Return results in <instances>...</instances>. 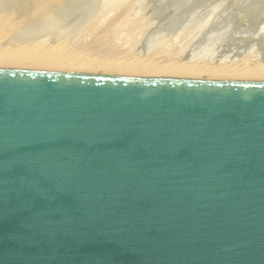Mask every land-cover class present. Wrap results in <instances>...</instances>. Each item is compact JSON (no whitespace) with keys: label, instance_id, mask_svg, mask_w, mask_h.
<instances>
[{"label":"water","instance_id":"95a60500","mask_svg":"<svg viewBox=\"0 0 264 264\" xmlns=\"http://www.w3.org/2000/svg\"><path fill=\"white\" fill-rule=\"evenodd\" d=\"M0 264H264V83L0 69Z\"/></svg>","mask_w":264,"mask_h":264},{"label":"bare ground","instance_id":"6f19581e","mask_svg":"<svg viewBox=\"0 0 264 264\" xmlns=\"http://www.w3.org/2000/svg\"><path fill=\"white\" fill-rule=\"evenodd\" d=\"M108 1L109 0H0V41L3 40V38H5V40H6L7 39L6 37H8V35L10 33L14 32L17 29L19 30L20 27L21 28L24 27L23 28L24 30H25V27L27 25L34 27L36 25L35 23L36 22L38 23L39 20H43V22H44V20L47 19L48 20V23H46V25H47L50 23L49 21L52 19L54 21H57V23H59V26L62 28L63 26L67 27L66 24L71 22L72 20H75L76 18H77V20H79L78 18H81V20H82V18L89 19V20H90V18L93 19L94 18L93 16L97 15V13H99V12H102L107 6H109ZM147 1L148 0H146L145 2H147ZM153 1L154 0L151 1V4ZM209 1L212 2L215 0H155V2H153L154 8L152 7V5H150L151 8H149L150 10H152V8H153L155 15L150 16V17H152V18L156 17V19H158L157 23L159 24V26L156 24V21H153V24L155 22V26L157 25L158 28L159 27L161 28V29L159 28V30L157 32L163 31V32H168L167 34H169L173 30H175V31L178 30V28L180 26L182 27L183 24H185V25L187 24V26L190 28L189 21H191L192 19L191 20H188V19L191 18L192 14L197 15V16L194 15L195 17L200 16L198 13L203 11V9L201 10V8L208 6L207 11L208 12H209V10L212 11L211 10L212 7L209 8V6H211L212 3L210 5ZM235 1H237V0H235ZM260 1H255V2L260 3ZM240 2H241V4L245 3L244 0H242ZM246 2L251 3L252 1L248 2V0H246ZM219 3H221V0H219ZM224 3H226V1ZM224 3H222V4H224ZM247 3H245V4H247ZM147 4H149V3H147ZM147 4L145 6H147ZM231 4H232V2L230 3V6L234 9L233 10L234 16L230 17L231 16L230 15L228 17H230V19H233L234 24H235L234 27L232 26V28L230 29L227 25L229 32H227V34L225 32L226 35H223L224 38L222 37L223 38V39L221 38L222 40L217 39L218 41L215 40L214 42H217L215 44L213 43V40H212L213 44L211 43L212 46L214 45L213 47H214V49H215L214 51L216 53L214 52L213 54H216V57L215 56L213 57V55H212V58H214V59L211 58L210 60L211 61L215 60L216 64L214 62L212 64H203V63L200 64V63H195V62L194 63L185 62L182 64L181 62L180 63H168V61H167L168 64H162V62H160V61H156V60L153 61L152 60L149 62L130 61V62H123V63H119V64H105L104 65V64H89V63L80 62L77 60L62 59L58 56L59 48L57 46H59V45L55 46V44H54V46L57 47L58 49L39 47V46H42L45 44L47 45V43L50 44L48 40H50V39L52 40V38L55 39V37L53 36L51 38L49 33L51 32L50 34L54 35L55 31H51L52 29H48L49 31L43 30V32L41 34L38 32V35L40 34L38 36L39 39H36L37 37H35L36 40L35 39L30 40V38L32 39V37L30 35L28 36L26 34L28 32H30L32 30V28H30L31 30L27 28L30 31L27 32L25 30L26 31V34H25L26 37L25 38H23L24 35L22 34V32H25V31L20 30V31H22L21 34L23 35L22 36L23 39H26L28 37L27 39L29 41L27 39L25 40V41H28L27 43L23 42L24 40L22 41V38L20 39L21 35L18 32V30L16 32H17V35L19 34V39L22 41V44H21V42H19V39H16V40L14 39V41H13V39L11 37L13 35H11L10 36L11 38L9 37V39L6 40V42H3L2 47L0 48V69L18 70V71H47V72H71L69 70L80 69V70H89V71H95V72H103V73H96L98 75L121 76V77H144V78H154V79L195 80V81H205V82H207V81H211V82L212 81H218V82H238V83L239 82L240 83H264V3L259 4V5H257L255 3L256 5L254 7H251V5H250V7L249 6L245 7V6H243L244 4L240 5V3L235 4L234 2H233V5H231ZM228 5H229V3H228ZM142 6H144V5H142ZM109 7L107 9H109ZM215 7L216 6H213V8H215ZM217 7H219V6H217ZM226 7H227V5H226ZM146 8H145V10L148 11V8L147 9ZM220 8H221V6H220ZM219 9H217V11ZM229 9L230 8L227 7V10H224V12L228 11ZM145 10H143V11H145ZM198 10L199 11L201 10V11L199 12ZM197 11H198V13L196 14L195 12H197ZM204 11H205V9H204ZM207 11H205V12L208 15H210L212 12L214 13V11H212L209 14ZM148 12L150 14L153 13L151 11H148ZM102 13L99 15H103ZM222 13H223V11H222ZM220 14H221V12H220ZM228 14H229V12H228ZM228 14H226V15H228ZM193 15H192V18L194 21ZM208 15L206 17H210ZM212 16L213 15L211 14V17ZM217 16H219V15H216V17ZM98 18H100V17H98ZM125 18L122 17L123 21L121 23H119L116 27L117 29H120L119 32L121 33V35L126 36L127 38H130V39H134L137 36V35L135 36V34H137L138 31H142V33L145 32L144 31L145 29L142 30V27H138L139 22H136L138 19L137 20H131V19H128V18L125 19ZM203 18H205V17L203 16ZM218 18H221V17H218ZM202 19H200V21ZM213 19L216 20L215 17H213ZM222 19H224V13H223ZM95 20H93V21H95ZM195 20H196V18H195ZM208 20H206V21H208ZM85 21H86V22H84L86 24L85 27L87 25L89 26L90 24L87 22V20H85ZM198 21H199V18L197 19V23H198ZM202 21H204V20H202ZM206 21H205V24H206ZM211 21H212V18H211ZM91 22H92V20H91ZM150 22L152 23L151 20H150ZM186 22H188V23H186ZM52 23H54V22H52ZM199 23H198V25L200 27L201 25ZM219 23L220 22L218 21V24ZM228 23H230V22L228 21ZM54 24H56V23H54ZM142 24H144V23L142 22ZM50 25H52V24H50ZM50 25H49V27H50ZM190 25H191V23H190ZM214 25H215V23H214ZM220 25H224V23L222 24V22H221ZM74 26H76V25H74ZM77 26H79V25H77ZM88 26H87V28H88ZM91 26H93V25L91 24L90 27ZM136 26L138 28L137 31H133V32L129 31V30L132 31L134 28L136 29ZM151 26L153 27V25H151ZM193 26H194V23H193ZM212 26L213 25H211V27ZM217 26L218 25L216 24V27H214V26L213 27L217 29ZM229 26L231 27L230 24H229ZM40 27H42V25H40ZM205 27H207V26H205ZM225 27H224V29H225ZM73 28L74 27H72L71 30ZM149 28H150V25H149ZM195 28H197V27H195ZM56 29L59 30V28H57V25L55 27V30ZM154 29L155 28L152 29L153 32H154ZM182 29H183V27H182ZM197 29H199V28H197ZM228 29H226V30L228 31ZM38 30H40V29L38 28ZM67 30H69V29H67ZM67 30H66V32H68ZM76 30H78V29L76 28ZM82 30H84V29L82 28ZM82 30L80 28V31H82ZM156 30H157V28H156ZM186 30H187V28H186ZM210 30H208V31H210ZM218 30H220V29L218 28ZM218 30L215 31L217 33L216 35L219 34L217 32ZM223 30H220V31H223ZM33 31H34V29H33ZM61 31H63V29ZM72 31H75V29H73ZM80 31H79V33H80ZM122 31H124V32H122ZM180 31H182V30H180ZM194 31H195V29H194ZM57 32L59 33V31H57ZM66 32H64V33L66 34ZM83 32H82V34H83ZM150 32H151V30H150ZM163 32L161 33L162 34L161 37L160 36L159 37L163 38L166 41V39H168V36L166 39L164 38L166 35H164V37H162L164 34ZM176 32H178V31H176ZM35 33H37V32H35ZM58 33H57V35H59ZM79 33H77V31H76V34H79ZM152 33H149L147 35L150 37V34H152ZM14 34H16V33H14ZM30 34H31V32H30ZM60 34H61L60 36H62L63 33L60 32ZM172 34L174 35V31ZM212 34H213V32H212ZM212 34H210V35H212ZM223 34H224V32H223ZM17 35H16V37H17ZM204 35H206V34H204ZM219 35H222V34H219ZM35 36H37V34ZM13 37H15V36H13ZM58 37H56V39ZM143 37H144V35H143ZM169 37H170V35H169ZM214 37L217 38V36H215V34H214ZM60 38L62 39V37H60ZM71 38H73V37H71ZM76 38L78 39V36ZM137 38H140V37H137ZM152 38L155 39V38H158V36L157 37L152 36ZM170 38L172 39V37H170ZM206 38H208V35L206 36ZM212 38H210V40ZM11 39H12V42L10 41ZM65 40H66V38H65ZM65 40L63 38V41H65ZM141 40H142V36H141ZM145 40H146V37H145ZM159 40H161V39H159ZM207 40H205V41L202 40V41H204L206 43ZM15 41H18L19 43L17 42L18 44H13V43H15ZM56 41L55 42L53 41V42L56 43ZM200 41H201V39H200ZM150 42H149V44H150ZM152 42H151V44H152ZM209 42L207 41V44ZM58 43H56V44H58ZM142 43L143 42H141V44ZM147 43L144 41L143 46L145 47V44H147ZM154 43L156 44L155 40H154ZM163 43H161V44H163ZM170 43H172V42H170ZM62 44H60V45H62ZM69 44H71V42H68V45ZM196 44H197V42H195V45ZM198 44H199V40H198ZM156 45H158V40H157ZM165 45H166V43H165ZM35 46H38V47H35ZM140 46H142V45H140ZM143 46H142V48H140L141 49L140 51L147 48V47L143 48ZM150 46H152V45H150ZM150 46L148 45L149 48H150ZM163 46H164V44H163ZM201 46H202V43H201ZM63 47H66V46L63 45ZM197 47H199V46H197ZM152 48H154V45ZM160 48H162V46H160ZM203 48H205V53L211 51V47L207 52H206L207 48L206 47H203ZM201 50L202 49L200 48V51ZM150 51H152V50H150ZM189 51H190V49H189ZM195 51H196V48H195ZM195 51H192V52L195 53ZM135 52H136V50H135ZM146 52H147V50H146ZM154 52L155 51L153 49V53L152 52L151 53L154 54ZM161 52H163V51H161ZM202 52L204 53V50ZM212 52H213V50L211 51V53ZM198 53H199L198 57L201 56V58H203L202 57L203 53H201L202 55L200 54L199 51H198ZM149 54H150V52H149ZM163 54H165V53H163ZM257 54L260 55V57H259L260 60L257 62V64H251V60L253 58H250V56L251 55H257ZM145 55H147V54H145ZM186 55H188V54H186ZM194 55L195 54H193V56ZM142 56H144L143 53H142ZM205 57H206V55H204V58ZM157 58H158V56H157ZM194 58L195 57H193V59ZM215 58L218 60H216ZM144 59H145V57H144ZM162 60H164V59H162ZM207 60H205V61H207ZM200 61H201V59H199L198 62H200ZM47 68H50L51 70H49ZM52 69H54V70H52ZM59 69H61V70H59ZM62 69H69V70L64 71ZM79 73H81V72H79ZM88 73H93V72H88Z\"/></svg>","mask_w":264,"mask_h":264},{"label":"rangeland","instance_id":"374dc122","mask_svg":"<svg viewBox=\"0 0 264 264\" xmlns=\"http://www.w3.org/2000/svg\"><path fill=\"white\" fill-rule=\"evenodd\" d=\"M146 0H109L108 1V5L110 6H107L102 12H99V13H97V15H95V16H93L94 18L93 19H91L90 18V20L89 19H84V18H82V20H81V18H78L79 20H77V18L75 19V20H72L71 22H69V23H67L66 25H67V27H65V26H63L62 28L59 26V23H57V21H54V20H50L49 22V24H47L46 25V23H48V20L46 21V20H44V22H43V20H39L38 21V23L40 24V25H42V27H40V25L36 22L34 25V27L33 26H26L25 27V30L28 32V31H30L31 29L30 28H32V30L30 31L31 32V34H30V32H28L27 34H26V31L23 29V28H19V30H18V32L20 33V35H21V37H20V39L22 38V36H23V38H25L26 37V35H30L31 37H32V39L30 38V40H33V39H35V37H37L36 39H39V35L43 32V30H48V29H52L51 31H55L54 33V35L53 34H50L49 33V35L51 36V38L54 36L55 37V39H56V37H58L56 40L54 39V38H52V40L50 39V40H48L49 41V43L50 44H48L47 43V45L45 46V45H42V46H39V47H46V48H51V49H58L59 48V53H58V56L60 57V58H62V59H68V60H77V61H80V62H85V63H89V64H119V63H123V62H130V61H136V62H149V61H160V62H162V64H168V63H185V62H188V63H200V64H212L213 62L215 63L216 61L214 60V61H211L210 59L212 58V55H213V57L215 56L216 57V54H213L215 51V49H214V45L212 46V44L214 43H217V42H214L215 40L216 41H218V40H220L222 37L224 38V36L223 35H226L227 34V32H229V29L227 28V25H228V27L231 29L232 28V26L234 27V21H233V19H230V17H233L234 16V13H233V8L230 6V3L232 2V4L231 5H233V2L235 3V4H239L240 3V5H243V6H245V7H250V5H251V7H254L256 4L257 5H259V4H263L264 3V0H255V1H260V3L259 2H255L254 0H248V2L249 1H252L251 3H247L246 2V0H244L245 1V3H247V4H245V3H242L241 4V2L240 1H242V0H237V1H235V0H221V3H219V0L217 1V0H215V1H212V2H210L209 4L211 5V3H212V5L211 6H209V8H211L212 7V11H214V13L212 12V11H210L209 10V12L207 11L208 9H207V7L205 6V7H203V8H201V10L203 9V11H199L200 13H198V11L197 12H195L196 14L198 13L200 16H198V17H195V16H197V15H193V17H194V21H193V18H192V15H191V18H189L188 20H191V21H189V26H190V28L187 26V24L185 25V24H183V29H182V27L180 26L179 28H178V30H176V31H178V32H176L175 30H173L174 31V35L172 34L173 33V31L172 32H170L169 34H167L168 32H163L164 34H163V36L162 37H164V35H166L164 38L166 39L167 38V36H168V39H166V41L163 39V38H160L161 37V33L162 32H157L158 30H159V28H158V26H159V24L157 23V21H158V19H156V17L154 18H152V17H150V16H153V15H155L154 14V10H153V5H154V3L153 2H155V0L152 2V4H151V1L152 0H148L147 2H145ZM226 1V3H224ZM228 1V2H227ZM230 1V2H229ZM254 1V2H253ZM214 2V3H213ZM218 2V3H217ZM239 2V3H238ZM147 3H149V4H147ZM222 3H224V4H222ZM228 3H229V5H228ZM256 3V4H255ZM147 4V6H145ZM208 4V5H209ZM217 4V5H216ZM222 4V5H221ZM249 4V5H248ZM142 5H144V6H142ZM150 5H152V10H150L149 8H151V6ZM226 5H227V7H229L230 9L228 10V11H225L224 12V10H227V7H226ZM253 5V6H252ZM213 6H216L215 8H213ZM217 6H219V7H217ZM220 6H221V8H220ZM109 7V9H107ZM142 7V8H141ZM148 8V11H151V12H153V13H149L148 11H146L145 10V8ZM226 7V8H225ZM146 8V9H147ZM219 9L218 11H217V9ZM224 8V9H223ZM204 9H205V11H207L209 14L211 13L213 16L211 17V14L210 15H208L205 11H204ZM232 9V10H231ZM106 10V11H105ZM143 10H145V11H143ZM105 11V12H104ZM222 11H223V13H224V19H222L223 18V13H222ZM145 12V13H144ZM220 12H221V14H220ZM227 12V13H226ZM228 12H229V14H228ZM232 14H231V13ZM103 14V15H99V14ZM133 13V14H132ZM148 13V14H147ZM202 13V14H201ZM206 14V15H205ZM226 14H228V15H226ZM99 15V16H98ZM210 16V17H206V16ZM216 15H219V16H217L216 17ZM222 15V16H221ZM231 15V16H230ZM97 16V17H96ZM149 16V17H148ZM203 16L205 17V18H203ZM228 16H230V17H227ZM96 17V18H95ZM98 17H100V18H98ZM122 17H126V18H128V19H131V20H137L136 22H139L138 23V27H142V30H144L145 32H143L142 33V31H138V33L137 34H135V38L134 39H130V38H127L126 36H123V35H121V33L119 32L120 31V29H117L116 27H117V25L119 24V23H121L123 20H122ZM213 17H215L216 18V20L215 19H213ZM218 17H221V18H218ZM125 18V19H126ZM195 18H196V20H195ZM199 18V21H198V23L201 25L200 27H199V25H198V23H197V19ZM203 18V19H202ZM211 18H212V21H211ZM218 18V19H217ZM228 20H227V19ZM84 19V20H83ZM96 19V20H95ZM98 19V20H97ZM153 19V20H152ZM200 19H202V20H204V21H200ZM210 21H209V20ZM222 19V20H221ZM85 20H87V22L91 25H93V26H91L90 27V25L88 26V28H87V26L85 27V23L84 22H86ZM91 20H92V22H91ZM93 20H95V21H93ZM150 20L152 21V23L150 22ZM187 20V21H188ZM206 20H208V21H206ZM215 20V21H214ZM227 20V21H226ZM153 21H156V24L158 25H156L155 26V22H154V24H153ZM193 21V22H192ZM205 21H206V24H205ZM218 21L220 22L219 24H218ZM228 21L230 22V23H228ZM52 22H54V23H56V24H54V23H52ZM83 22V23H82ZM115 22V23H114ZM142 22L144 23V24H142ZM221 22H222V24L224 23V25L226 26H224V25H220L221 24ZM227 24H226V23ZM80 23V24H79ZM87 23V24H88ZM146 23V24H145ZM150 23V24H149ZM186 23H188V22H186ZM190 23H191V25H190ZM193 23H194V26L195 27H197V28H199V29H197V28H195L194 26H193ZM202 23V24H201ZM209 23V24H208ZM214 23H215V25H214ZM232 23V24H231ZM50 24H52V25H50ZM70 24V25H69ZM140 24V25H139ZM216 24L218 25L217 26V29L216 28H214V27H216ZM229 24L231 25V27L229 26ZM45 25V26H44ZM49 25H50V27H49ZM54 25V26H53ZM56 25H57V28H59V30L58 29H56L55 30V27H56ZM74 25H79V26H74ZM146 25V26H145ZM149 25H150V28H149ZM151 25H153V27L151 26ZM211 25H213L212 27H211ZM221 27H220V26ZM37 26V27H36ZM52 26V27H51ZM59 26V27H58ZM74 27L73 29H75V31H72L71 30V28L72 27ZM83 26V27H82ZM186 26V27H185ZM205 26H207V27H205ZM223 26V27H222ZM36 27V28H35ZM65 27V28H64ZM79 27V28H78ZM224 27H225V29H224ZM30 29V30H28V29ZM38 28L40 29V30H38ZM61 28V29H60ZM76 28L78 29V30H76ZM80 28H81V30H82V28L84 29V30H82V31H80ZM87 28V29H86ZM153 28H155L154 29V32H153ZM156 28H157V30H156ZM186 28H187V30H186ZM189 28V29H188ZM218 28L220 29V30H223V31H220V30H218ZM223 28V29H222ZM33 29H34V31H33ZM63 29V31L64 32H66V30L67 29H69V30H67L68 32H66V34L63 32V31H61ZM89 29V30H88ZM161 29V28H160ZM185 29V30H184ZM194 29H195V31H194ZM202 29V30H201ZM207 29V30H206ZM211 29V30H210ZM213 29V30H212ZM215 29V30H214ZM226 29H228V31L226 30ZM17 30H15L14 32H12V33H10L9 35H8V37H6L7 39L6 40H8L9 39V37L11 36V35H13V36H15L16 37V35H17ZM20 30H23V31H25V32H22V31H20ZM87 30V31H86ZM91 30V31H90ZM138 30V28H137V26H136V29L134 28L132 31L131 30H129L130 32H133V31H137ZM150 30H151V32H150ZM180 30H182V31H180ZM199 30V31H198ZM201 30V31H200ZM205 30V31H204ZM208 30H210V31H208ZM216 30H218L217 32L219 33V34H222V35H216L217 33L215 32ZM226 30V31H225ZM49 31V30H48ZM57 31H59V33L57 32ZM76 31H77V33H79V31H80V33L79 34H76ZM84 31V32H83ZM90 31V32H89ZM21 32H22V34H21ZM35 32H37V33H35ZM38 32L40 33L39 35H38ZM59 34V35H57V33ZM60 32H62L63 34H62V36H60L61 34H60ZM71 32V33H70ZM82 32H83V34H82ZM122 32H124V31H122ZM153 32V33H152ZM176 32V33H175ZM186 32V33H185ZM209 34H208V33ZM212 32H213V34H212ZM222 32V33H221ZM223 32H224V34H223ZM225 32H226V34H225ZM14 33H16V34H14ZM75 33V34H74ZM149 33H152V34H150V37L147 35V34H149ZM156 35H155V34ZM160 33V34H159ZM26 34V35H25ZM33 34V35H32ZM37 34V36H35ZM68 34V35H67ZM75 36H74V35ZM142 34V35H141ZM204 34H206V35H204ZM210 34H212V35H210ZM214 34H215V36H217V38L216 37H214ZM66 35V36H65ZM71 35V36H70ZM73 35V36H72ZM81 35V36H80ZM140 35V36H139ZM143 35H144V37H143ZM147 35V36H146ZM158 36V38L159 39H161V40H159L158 38H155V39H153L152 38V36ZM169 35H170V37H172V39L169 37ZM173 35V36H172ZM208 35V38H206V36ZM210 35V36H209ZM13 36H11L12 37V39H13V41H14V39L16 40V39H19V34L17 35V37L15 38V37H13ZM78 36V39L76 38ZM141 36H142V40H141ZM160 36V37H159ZM204 36V37H203ZM213 38H212V37ZM220 36V37H219ZM10 37V38H11ZM34 37V38H33ZM60 37H62V39L60 38ZM68 37V38H67ZM71 37H73V38H71ZM137 37H140V38H137ZM145 37H146V40H145ZM148 37V38H147ZM175 37V38H174ZM212 38L211 40H210V38ZM22 38V41L23 42H28V41H25L26 39H23ZM63 38H64V40H65V38H66V42L65 41H63ZM75 38V39H74ZM151 40H150V39ZM203 38V39H202ZM222 38V39H223ZM12 39L10 40L11 42H12ZM19 39V42H21V44H22V41ZM35 39V40H36ZM60 39V40H59ZM70 39V40H69ZM136 39V40H135ZM144 39V40H143ZM200 39H201V41L202 40H207L209 43L207 44V41H206V43L204 42V41H200ZM218 39V40H217ZM221 39V40H222ZM5 40V38H3V40H1L0 42V48L2 47V44H3V42H6V40ZM62 40V41H61ZM152 42V44H151V42ZM154 40L156 41V44H157V40H158V45H156L155 43H154ZM168 40V41H167ZM170 40V41H169ZM198 40H199V44H198ZM212 40H213V43H212ZM56 41V43H60V44H62L63 42V44L62 45H60L59 43L58 44H56V43H54V42ZM62 43H61V42ZM144 41L147 43L148 41L150 42V44H149V42L147 43V44H145V47H147V48H145L144 46H143V44H144ZM160 41V42H159ZM165 41V42H164ZM18 41H15V43H13V44H18L17 43ZM68 42H71V44H69L68 45ZM141 42H143L142 44H141ZM164 42V43H163ZM170 42H172V43H170ZM195 42H197V44L195 45ZM25 43V44H26ZM53 45H52V44ZM154 43V44H153ZM161 43H163L164 44V46H163V44H161ZM165 43H166V45H165ZM170 43V44H169ZM194 43V44H193ZM201 43H202V46H201ZM205 43V44H204ZM212 43V44H211ZM24 44V43H23ZM54 44H55V46H57V45H59V46H57V47H55L54 46ZM66 44V45H65ZM139 44V45H138ZM160 44V45H159ZM204 44V45H203ZM63 45L64 46H66V47H63ZM68 45V46H67ZM140 45H142L143 46V48H145V49H143L142 51H140L141 49L140 48H142V46H140ZM148 45L150 46V45H152V46H150V48L148 47ZM153 45H154V48H152L153 47ZM210 45V46H209ZM53 46V47H52ZM62 46V47H61ZM139 46V47H138ZM157 46V47H156ZM159 46V47H158ZM160 46H162V48H160ZM196 46V47H195ZM197 46H199V47H197ZM209 46V47H208ZM35 47H38V46H35ZM137 49H136V48ZM194 47V48H193ZM203 47H206L207 48V50H206V52L210 49V47H211V51L213 50V52L211 53V51H209V52H207V53H205V48H203ZM195 48H196V51H195ZM199 48V49H198ZM200 48L202 49L201 51H200ZM139 49V50H138ZM153 49H154V54H152L153 53ZM189 49H190V51H189ZM135 50H136V52H135ZM146 50H147V52H146ZM150 50H152V51H150ZM159 50V51H158ZM165 50V51H164ZM188 50V51H187ZM195 51V53L194 52H192V51ZM204 50V53L202 52ZM161 51H163V52H161ZM198 51L200 52V54L201 53H203V58H204V55H206V59L204 58H201V56L200 57H198ZM146 52V53H145ZM149 52H150V54H149ZM152 52V53H151ZM159 52V53H158ZM192 52V53H191ZM142 53H143V55L144 56H142ZM158 55H157V54ZM162 53V54H161ZM163 53H165V54H163ZM188 54V55H186V54ZM190 53V54H189ZM197 53V54H196ZM216 53V52H215ZM145 54H147V55H145ZM193 54H195L194 56H193ZM164 55V56H163ZM202 55V54H201ZM137 56V57H136ZM151 56V57H150ZM157 56H158V58H157ZM184 56V57H183ZM192 56V57H191ZM144 57H145V59H144ZM167 57V58H166ZM193 57H195L194 59H193ZM208 57V58H207ZM258 57V58H257ZM259 57H260V55H251L250 56V58H253L252 60H251V64H257V62L260 60L259 59ZM155 58V59H154ZM161 58V59H160ZM198 58V59H197ZM134 59V60H133ZM137 59V60H136ZM144 59V60H143ZM149 59V60H148ZM162 59H164V60H162ZM167 59V60H166ZM177 59V60H176ZM184 59V60H183ZM199 59H201V61L200 62H198L199 61ZM208 59V60H207ZM212 59H214V58H212ZM216 59V58H215ZM129 60V61H128ZM173 62H172V61ZM175 60V61H174ZM181 60V61H180ZM197 60V61H196ZM205 60H207V61H205ZM211 62H210V61ZM216 60H218V59H216ZM167 61H168V63H167ZM193 61V62H192ZM216 64V63H215ZM44 69V68H43ZM47 69H49V70H51L50 68H47ZM52 70H54V69H52ZM56 70V69H55ZM59 70H61V69H59ZM62 70H64V71H67V70H69V69H62ZM69 71H71V72H93V73H103V72H95V71H89V70H80V69H76V70H74V69H72V70H69ZM106 74V73H105Z\"/></svg>","mask_w":264,"mask_h":264}]
</instances>
